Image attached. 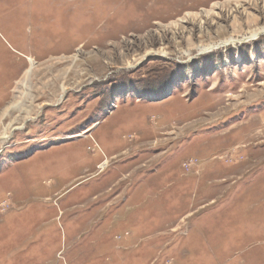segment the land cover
Masks as SVG:
<instances>
[{"label":"rangeland","instance_id":"rangeland-1","mask_svg":"<svg viewBox=\"0 0 264 264\" xmlns=\"http://www.w3.org/2000/svg\"><path fill=\"white\" fill-rule=\"evenodd\" d=\"M0 264H264V0H0Z\"/></svg>","mask_w":264,"mask_h":264},{"label":"bare ground","instance_id":"bare-ground-1","mask_svg":"<svg viewBox=\"0 0 264 264\" xmlns=\"http://www.w3.org/2000/svg\"><path fill=\"white\" fill-rule=\"evenodd\" d=\"M231 39H233V38H231ZM30 62H31V64L33 65L34 64V61L32 60V59H30ZM31 68V67H30ZM30 68L26 71V74H25V78H26V76H27V73L30 71ZM22 82H24V80L22 81ZM5 138V137H4ZM105 163V162H104ZM104 167V166H103Z\"/></svg>","mask_w":264,"mask_h":264}]
</instances>
